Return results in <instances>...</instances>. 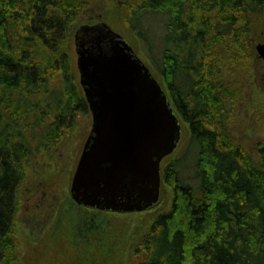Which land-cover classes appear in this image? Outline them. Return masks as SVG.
<instances>
[{
	"label": "trees",
	"instance_id": "1",
	"mask_svg": "<svg viewBox=\"0 0 264 264\" xmlns=\"http://www.w3.org/2000/svg\"><path fill=\"white\" fill-rule=\"evenodd\" d=\"M263 1L143 0L128 8L130 29L189 127L163 168L171 204L135 245L132 264H264V138L234 129L248 123L236 120L244 92L258 96L246 22L261 18ZM87 3L0 0V264H18L11 232L31 163L58 144L60 131L72 135L78 112L87 113L63 45ZM147 16L164 23L160 42L153 36L155 53L141 30ZM16 22L28 24L27 37L12 35L13 45L8 24Z\"/></svg>",
	"mask_w": 264,
	"mask_h": 264
},
{
	"label": "rangeland",
	"instance_id": "2",
	"mask_svg": "<svg viewBox=\"0 0 264 264\" xmlns=\"http://www.w3.org/2000/svg\"><path fill=\"white\" fill-rule=\"evenodd\" d=\"M89 1L79 16L70 22L68 39L63 43L64 50L72 62L77 84L80 82V74L77 69L75 35L83 24L100 22L108 24L112 30L121 34L139 58L158 76L146 55V44L141 42L129 27L128 8L136 6L143 0ZM152 17L147 16L141 23V30L144 31L155 53L158 49L156 43L161 40L159 34L162 33L164 23H161L159 18ZM16 23L17 25L8 24L11 31L9 43L13 45V36H16V40L27 37L24 29H27L28 24ZM246 23L249 24L250 30L248 50L254 60L253 87L257 90L260 88L263 69L256 48L264 41V18H254L252 24ZM244 24L239 21L235 29L242 28ZM1 40L0 33V43ZM228 44L235 45L226 43L224 46ZM224 46L222 49L226 48ZM158 79L164 85L159 76ZM79 89L81 91V88ZM256 94L258 96L250 94L249 90L245 91L243 103L239 105L237 111L241 118L248 119L247 125L258 126L255 129H238L243 131L239 133L240 136L248 138L249 135V139L254 140L264 138L263 113L253 106L259 105L257 103L261 99L258 90ZM255 97H258L259 101L257 98L254 101ZM76 117L72 135L66 134L67 131H60L58 144L53 145L50 152L44 151V154L34 159L35 161L31 163L34 169L26 174L20 186L18 213L11 232V237L17 245L18 264H132L133 259L129 258L135 245L141 242L152 221L171 204L170 189L163 184L160 202L151 210L114 213L78 206L71 196L72 183L92 130L93 118L90 112H78ZM181 125V144L172 156L165 159L162 168L177 158L188 139L189 127L183 122ZM58 145L61 148H57Z\"/></svg>",
	"mask_w": 264,
	"mask_h": 264
},
{
	"label": "water",
	"instance_id": "3",
	"mask_svg": "<svg viewBox=\"0 0 264 264\" xmlns=\"http://www.w3.org/2000/svg\"><path fill=\"white\" fill-rule=\"evenodd\" d=\"M75 45L94 123L72 197L104 211L149 210L160 200L161 165L179 147L181 122L151 69L108 24L82 25ZM256 51L264 60V45Z\"/></svg>",
	"mask_w": 264,
	"mask_h": 264
},
{
	"label": "flooded vegetation",
	"instance_id": "4",
	"mask_svg": "<svg viewBox=\"0 0 264 264\" xmlns=\"http://www.w3.org/2000/svg\"><path fill=\"white\" fill-rule=\"evenodd\" d=\"M264 2V1H263ZM261 18H264V6H263V12H262V16H261ZM259 45H264V41L263 42H261ZM258 58H259V60H260V62H262V80H261V84H259L258 86L260 87V88H258L257 90L259 91V96H260V98H261V101H262V111H263V118H264V60L263 59H261L259 56H258ZM86 102V104H87V112H90L91 113V115H92V118H93V114H92V112H91V109H90V106H89V104L87 103V101H85ZM240 113L239 112H237L236 113V120H237V122H239V120H240ZM246 119V121L248 120L247 118H245ZM94 123V122H93ZM235 123H236V121H235ZM255 128H258V126H253V125H251V126H249V125H245V126H240V125H238V124H235V126H234V129H255ZM92 130H93V125H92ZM92 130H91V132H92ZM90 135H91V133H90ZM90 135H89V137H90ZM89 139V138H88ZM88 141V140H87Z\"/></svg>",
	"mask_w": 264,
	"mask_h": 264
}]
</instances>
